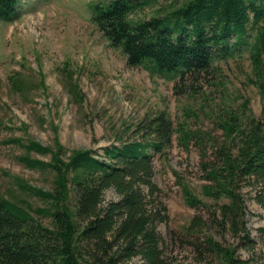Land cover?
<instances>
[{
	"label": "trees",
	"instance_id": "trees-1",
	"mask_svg": "<svg viewBox=\"0 0 264 264\" xmlns=\"http://www.w3.org/2000/svg\"><path fill=\"white\" fill-rule=\"evenodd\" d=\"M173 1L175 6L167 15L144 21H133L132 16L154 0L97 4L92 21L110 46L125 54L129 66H148L178 80L176 96L194 93L195 85L208 80L217 63L249 54L254 75L250 82L261 95L263 118L249 113L247 99L243 110L229 108L217 114L214 122L222 134L215 138L184 123L176 127L168 112L162 111L133 131L129 127V139L104 148L101 156L85 149L68 160L62 158L58 141L56 149L35 141L26 144L20 138L0 141V145H18L28 154L51 155L50 162L29 155L20 159L29 168L55 173L53 191L21 187L47 201V208L24 209L0 194V264H130L136 258L143 264H167L159 225L169 220V212L154 181V154L166 159L175 134L186 152L192 141L198 147L207 182L202 194L216 203L207 207L175 171L186 204L207 207L210 213L216 206L219 225L240 238L246 251L257 247L246 227L243 189L256 187L255 199L264 207V0ZM18 3L0 0V20L15 22ZM9 80L14 90L25 91L20 73ZM77 89L74 84L72 92ZM3 127L0 119V132ZM110 189L119 199L105 203ZM42 218H50L51 226ZM258 231L264 238V227ZM173 237L193 247L200 260L256 264L237 259L236 247L209 235L199 216L191 220L184 236L174 233Z\"/></svg>",
	"mask_w": 264,
	"mask_h": 264
},
{
	"label": "rangeland",
	"instance_id": "rangeland-1",
	"mask_svg": "<svg viewBox=\"0 0 264 264\" xmlns=\"http://www.w3.org/2000/svg\"><path fill=\"white\" fill-rule=\"evenodd\" d=\"M112 1L19 0V18L12 23L0 20V119L6 125L0 141L20 138L26 144L35 141L53 149L58 141L64 152L62 158L68 160L75 151L85 149L101 156L104 148L129 139V127L133 131L141 121L162 111L168 112L176 127L184 123L215 138L222 134L214 122L217 114L229 108L243 110L247 99L249 113L258 120L263 118L261 95L250 82L254 75L249 54L217 63L208 80L195 85L194 93L176 96L174 86L178 80L148 66H129L125 54L112 48L93 23V7H105ZM173 6V0H154L134 13L132 20L165 16ZM16 73L26 84L24 92L14 90L10 83L9 78ZM74 84L79 86L76 94L72 92ZM177 140L175 134L166 159L154 154V181L169 212V220L159 225L167 264H220L200 260L187 242L174 239V233L184 236L195 216L204 220L209 235L225 246L236 247L237 259L264 264V238L258 231L264 227V207L255 199L256 187L243 189L246 227L257 242L255 250L248 252L242 248L240 238L219 225L216 206L213 213L208 211L207 207L215 202L202 194L207 183L202 171L204 159L195 142L186 152ZM27 155L45 162L52 157L28 154L15 144L0 145V194L24 209L47 208V201L21 187L27 184L53 191L55 173L27 167L20 159ZM175 171L208 205L206 208L186 204ZM118 199L113 189L106 191L105 203ZM41 221L51 226L50 218ZM130 264L143 262L136 258Z\"/></svg>",
	"mask_w": 264,
	"mask_h": 264
}]
</instances>
